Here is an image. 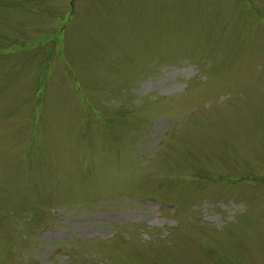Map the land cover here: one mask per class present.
I'll list each match as a JSON object with an SVG mask.
<instances>
[{
    "label": "rangeland",
    "instance_id": "1",
    "mask_svg": "<svg viewBox=\"0 0 264 264\" xmlns=\"http://www.w3.org/2000/svg\"><path fill=\"white\" fill-rule=\"evenodd\" d=\"M0 264H264V0H0Z\"/></svg>",
    "mask_w": 264,
    "mask_h": 264
}]
</instances>
